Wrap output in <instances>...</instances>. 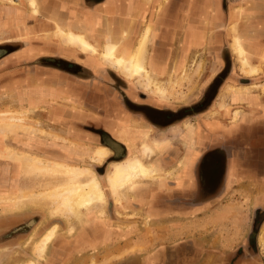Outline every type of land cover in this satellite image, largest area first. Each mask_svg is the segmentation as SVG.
Masks as SVG:
<instances>
[{
	"label": "crops",
	"instance_id": "crops-1",
	"mask_svg": "<svg viewBox=\"0 0 264 264\" xmlns=\"http://www.w3.org/2000/svg\"><path fill=\"white\" fill-rule=\"evenodd\" d=\"M37 3L34 12L40 16L34 15L41 23L53 30L61 25L82 31L97 53L68 47L59 40L62 52L44 56L52 59L47 62L49 66H22L42 54L35 44L12 49L1 58L5 69L3 97L33 110L34 114L45 109L39 117L54 127L53 133L70 142L51 140L47 148V143L37 138L19 137L16 143L19 149L36 153L45 149L76 161L85 148L99 144L97 131L109 132L125 145V150L129 153L136 150L139 155L144 131H149L148 136L153 132L173 136L171 139L177 138L181 145L159 147L161 162L156 164L159 176L137 179L120 191L118 199L105 180L106 167L105 182L101 184L105 202L98 203L102 213L93 211L83 216V222L65 234L64 244L56 243L50 248L49 264H57L56 251L65 254L64 264H88L91 258L97 264L260 261L264 252V241L261 243L264 222L260 223L264 220L261 86L264 75L256 82L252 81L255 75L246 73L250 77H245L232 42L234 35L241 37L250 50V62L264 70V0H249L247 12L245 0H37ZM245 19L257 30L255 35L245 33ZM146 28V67L161 85L184 75L185 81L192 77L191 83L193 77L197 82L199 76L200 83L207 75L200 84L202 94L225 68L226 60H230L225 78L217 84L208 106L162 124L154 117L158 111H172L169 105H160L153 97L136 92L133 85L107 83H113L117 77L124 81L127 78L99 58L105 43L114 42L116 53L127 55L135 49ZM194 60L200 61L201 71L190 67V61ZM95 96L107 100L110 108L96 103ZM184 123L192 126L190 135ZM166 151L174 159L168 157L164 162ZM222 153L225 164L220 169L217 154ZM176 157L182 161L176 163ZM9 211L8 216L13 219L31 212ZM255 220L259 221L257 230L253 229ZM39 228L36 224L25 237L35 235ZM254 230L258 233L256 242L247 245ZM79 252L81 256H77ZM28 255L38 261L31 253Z\"/></svg>",
	"mask_w": 264,
	"mask_h": 264
},
{
	"label": "rangeland",
	"instance_id": "rangeland-1",
	"mask_svg": "<svg viewBox=\"0 0 264 264\" xmlns=\"http://www.w3.org/2000/svg\"><path fill=\"white\" fill-rule=\"evenodd\" d=\"M35 5L37 8L38 7L37 6L38 5L37 0H36ZM247 9L249 10V8H247ZM35 11H37V9ZM35 13L37 14V12L33 11V8L29 4L28 0H0V48H4L7 51H11L12 49H15V48H28V47H34L36 45V46H39V48L41 49L42 54H39L36 58H34V60H31V61L26 62V63L23 62L22 66H25L27 68L32 67V66L33 67L40 66V65L41 66H49L50 64L47 62H49L52 59H49V57L44 58V56L45 55L48 56V54H50L54 51H56V53L62 52L60 49V45H61L60 41H59L60 39H58L54 35V30L51 29L48 25H46L44 22L41 23V21L39 19H37V16L38 17L40 16L39 13L37 14V16L34 15ZM33 16L36 18V21H34L35 19L32 18ZM247 28H249L248 31H247ZM245 30H246L245 33L249 34V35H255L257 33V30L253 26H252V28L245 27ZM50 39H52L53 42H51ZM27 42H28V44H27ZM241 42H242L241 43L242 48H244L243 49L244 55L248 58L249 57L248 52L250 50L248 51V49L246 47V43L244 44L243 40H241ZM232 49L239 59L238 53L236 51V46L234 44H232ZM39 51L36 53H39ZM1 58H2V56L0 57V60H2ZM262 58H264V57H262ZM248 60L250 62L249 58H248ZM190 62H191L190 64H192V65H190V67L193 66L192 68H196V67L198 68V64L200 61L194 60V61H190ZM250 64H254V63L250 62ZM1 65L2 64L0 62V113L5 112V111L11 112L10 114H13L17 117L22 118L17 123L22 124L24 126L29 125L32 128H39L42 130V132L39 133V132H36L34 130L24 129L23 128L24 126L23 127L17 126L16 128L14 127L15 128L14 130H12L9 133H5V134L0 130V194L18 193L20 190H23L24 192H29L32 190L45 189V188L53 185L56 181V177L51 176L49 174H34V173H28V172L23 171L20 167V164L13 158V156L10 155L9 151H7L8 150L7 147L13 148L15 150H22V151L28 152L31 155H35V156H38V157L46 159V160H52V159L54 160L55 159L57 161H61V162H64V163H67L70 165L90 166L96 172V174H97V176H98V178L102 184V182L104 181V179H103L104 174L98 173L95 170V168L98 169V171L102 170L103 166L105 165V162L108 160L107 158H109L111 155V150L109 149L110 150L109 156L103 162L93 163V161H91L88 158V155H89V151H91L95 146L99 145L98 143L92 144L91 145L92 147L88 150L85 148L84 153L80 154L76 161L75 160H67L65 156L60 155V154L56 155L55 153H50L48 150H45V149L41 150L39 153H36V151L31 150V149H25V150L19 149L20 146L16 145V143L18 142L17 138H19V137H26L28 140H30V139L33 140L34 138H37V139L41 140L42 142L47 143L48 146H45L47 148H49V142L51 140L57 141V143H59V142L60 143L61 142L62 143H65V142L70 143V142H69V140L67 141L65 138H63L59 134L53 133L54 127L50 123H47V121H45L44 117L43 118L39 117L40 116L39 113L41 111H46L45 109L34 114L33 110L24 109L23 107H20L19 105H17L14 101H11V100L9 101L3 97L4 93L2 91V88L4 87L3 86L4 82H3V78H2V73L5 69H4V66H1ZM229 65H230V60H226V66L224 68L225 70H223L224 71L223 75H221L220 78H218V80L213 83L214 85H217L218 81H220L221 78L222 79L225 78V71L229 68ZM255 65H257V64H255ZM258 67L261 68V66H259V65H258ZM240 68H241V63H240ZM197 70L199 72V71H201V68H198ZM259 73H261L260 75H262V76L259 77L256 74L254 77L255 79H252V81L256 82L259 79H261L264 75V70L260 69ZM246 75L247 74L245 72V77H250V76H246ZM117 78L118 79L115 80L113 83L108 82V81H107V83L112 84V85H115V84L121 85L122 87H125V85H127V84L131 85V86L133 85V88L136 90V92H139L140 94H143V95L147 94L149 97H153L154 101L159 103L160 105H164V104L169 105L171 107L169 109H171V110L180 109V107H185V106H182V104L190 103V101H192V106H195L196 105L195 103H199V105L197 107L195 106V108L197 110L198 109L201 110V109L205 108V106H208L209 98L211 97V95L215 91V88H209V91H207L206 93L204 92L205 93L204 96L200 93V84L203 83L202 81L205 78H207V75L204 78H202L200 83H199V81H200L199 76L196 78L197 82H196L195 78L193 77L194 83L190 82V79L192 80V77H190V79L188 81H185V79H184L185 75L184 76H177L172 81L170 80L168 85L165 83H162V86L166 89V95L167 96L165 95L164 98L160 99L157 96H155V94L150 89H146L145 85L142 83V81L139 78H132V79L127 78L125 80L126 82L124 80L120 79L119 77H117ZM123 79H124V77H123ZM155 80H156V78H155ZM157 82L160 83L159 81H157ZM116 88H118L120 90L119 86ZM193 89H196V91ZM140 91H143V92H140ZM117 95L119 96V94H117ZM94 98H95L94 101L96 103L104 104L107 108H110L109 102H107V100H105L101 97H97V96H95ZM193 99H195V100H193ZM198 101H201V102H198ZM193 103H194V105H193ZM195 108L192 107L191 109L190 108L186 109V111L182 110V111H179L177 113H174L173 116L169 120L165 119L164 122L167 123L168 121L174 120L175 118H180V116H182L184 114H188L189 112H193L194 110H196ZM41 113H43V112H41ZM161 116H164V113L161 114ZM2 119L5 120V118L0 117V121ZM162 123H163V121H162ZM182 127H184L183 124H182ZM185 127H187V133L190 135L192 132V129H191L192 126L189 125V123H187V124H185ZM171 137H173V136H168L165 133L161 134L158 132H153L151 135H149L147 137V141H152V139H154L155 141L158 140L157 141L158 147L159 146L161 147L163 144L164 145L166 144V146L169 145L168 147H170V148L176 147V146H181L179 144L180 141H178L177 138H174V140H172ZM177 137L179 138L180 136L177 135ZM61 138H63L64 140ZM160 138H161V140H159ZM85 146H87V145H85ZM127 152H128V150H126V153ZM134 152L135 153H133V152L129 153L126 157L132 158L135 155H138L136 150ZM150 155L151 156L153 155L154 158L157 157V155H158L157 148ZM150 155H149L148 161L151 160ZM108 166H107V168H108ZM106 172H107V169H106ZM106 174L107 173H105V180L107 181ZM107 184H108V181H107ZM108 186H109V184H108ZM97 206H100V205L95 204L94 207H97ZM9 208H10V210L13 208L12 211H15L17 214L20 211H22V213H23V211H25V209L30 210V211H34L36 209H41L38 211H40L41 216L43 217V220H42L43 223L49 221V219L51 217L58 216V218H60L62 220L63 224L59 225V226L57 224V230H56V233L54 234V236L52 237V239L54 237H56V238H54L53 240L51 239L52 240V241L50 240L51 242L49 241L50 243L47 244L48 248H46L44 250L42 256L39 257V256L34 255L33 244L36 241V239H34L35 238L34 234L33 235L31 234L30 236L24 237L23 239H21V241H18L19 244L21 243L19 246L22 249H24V252H23V250H20L21 248H18L16 251H8L7 247H5V248L0 247V264H26V262L29 259H32L28 255L30 253H31V255H34L38 259L36 264H47L45 262H47V259H49V256H51V255H49L50 254L49 250L52 247L55 239H58L62 243H65L64 242L66 239L65 234L73 232L75 225L77 223H82L83 222V216L87 215L89 213L88 212L87 214L82 215L79 219L74 220L72 222V224H73L72 229H69L67 226L66 218L60 213H53L51 211L52 204H50V203H45L44 201H40V202H31L30 201V202L23 204L22 206H19V207L12 205V204L11 205L8 204V206H7L6 203H2V204H0V221L4 217H6L5 215L7 213L10 212V211H8ZM54 223H56V222H54ZM57 233H58V235H57ZM2 240H3V238L0 236V242ZM57 242H59V241H57ZM81 255H82V253H80V252L77 254V256H81ZM59 256H61V255H59ZM64 259H65V257H63V256L61 258H59V260H61V261H63ZM88 264H97V262L93 258H91V261H89Z\"/></svg>",
	"mask_w": 264,
	"mask_h": 264
},
{
	"label": "bare ground",
	"instance_id": "bare-ground-1",
	"mask_svg": "<svg viewBox=\"0 0 264 264\" xmlns=\"http://www.w3.org/2000/svg\"><path fill=\"white\" fill-rule=\"evenodd\" d=\"M28 1L33 11H35L37 9L35 5L36 0ZM81 32L74 31L69 27L57 25L54 30V35L69 47H76L90 54H96V47L91 44L87 37ZM147 33L148 28L145 29L137 46L131 53H127V55L117 54L116 44L108 41L103 46L102 51L99 52V57L105 63L117 69L124 77L128 79L139 78L146 89H150L155 96L162 99L166 95V89L155 80L154 76L146 67L144 49ZM241 40L242 38L236 34L233 36L232 42V44L236 46L241 68L249 75H256L261 68L258 67V65L250 64L248 58L244 55V48H242ZM261 86L264 90V83ZM10 113L11 112L8 111L0 113V117L5 118V120L2 119L0 121V130L4 134L11 132L17 126H24L17 123L22 119L21 117H17ZM233 114L236 116L237 111L233 112ZM23 128L34 130L39 133L42 132L41 129L32 128L29 125H25ZM173 131H176V129H173ZM142 135L140 142L141 155L138 154L132 158L125 157L121 160H112L107 168L106 177L109 188L111 192L117 196V199L120 195V191L126 186H132L137 179L154 178L155 175H159L155 163L153 161H148L149 155L152 154L156 148L158 149L160 147H158V140L155 141L152 139V141H147L148 133L143 132ZM159 140H161V138ZM7 149L10 155L20 164L23 171L34 174H49L55 176L56 181L53 185L45 189L32 190L29 192L20 190L18 193L0 194V204L6 203L7 206L8 204H12L19 207L30 201H44L45 203H50L52 204L51 211L53 213L62 214L67 220L68 228L72 229V222L74 220L87 214L95 204L97 205L98 203L102 204L105 202V193L101 186V182L96 172L90 166L70 165L55 159L46 160L22 150H15L10 147H7ZM109 152V148L105 145L95 146L89 151L88 158L93 161V163H101L109 156ZM98 210L101 212L102 208H98ZM56 230L57 223H52L34 242L33 250L35 256L40 257L43 255L47 244L56 233ZM26 264H36V262L32 258L29 259Z\"/></svg>",
	"mask_w": 264,
	"mask_h": 264
},
{
	"label": "flooded vegetation",
	"instance_id": "flooded-vegetation-1",
	"mask_svg": "<svg viewBox=\"0 0 264 264\" xmlns=\"http://www.w3.org/2000/svg\"><path fill=\"white\" fill-rule=\"evenodd\" d=\"M248 1L249 0H245V12H247L248 11ZM247 2V3H246ZM247 19H245V23H247V26L246 27H252V23L250 22H248V21H246ZM247 30H249V28H247ZM3 49L4 48H0V54L3 52ZM6 50V49H5ZM224 52H225V50H223ZM8 51L6 50V53H7ZM6 53H4L3 55H2V57L6 54ZM263 66V65H262ZM223 70H225L224 68H223ZM221 71L219 74H217L213 79H212V81L210 82V84L207 86V88L203 91V93H202V95L204 96V94L207 92V91H209V88H215V91H214V93L211 95V97L209 98V102L208 103H210L211 101H212V99H213V97L215 96V92H216V90H217V85H214L213 83L215 82V81H217L218 80V78H220V76L221 75H223V72L224 71ZM222 79V78H221ZM221 79H220V81H218V83L219 82H221ZM242 80V78H240L239 79V81H241ZM241 82H243V80L241 81ZM217 83V84H218ZM215 86V87H214ZM205 92V93H204ZM203 100V99H202ZM198 102H201V101H198ZM129 103V102H128ZM196 105V107L199 105V103H195ZM132 105V104H131ZM193 105H194V103H193ZM182 106H185V107H180V109H174V110H172V111H169V110H167V109H165V110H161L160 112L158 111V110H156L155 112H157V115L154 117L156 120H160V122L162 123V121H163V123L162 124H164L165 122H164V120L166 119H170L172 116H173V114L174 113H177V112H179V111H186V109H188V108H192V107H194L195 108V106H192V103H187V104H182ZM188 106V107H187ZM196 109V108H195ZM199 110V109H198ZM198 110L196 109V110H194L193 112H198ZM167 111H169V112H167ZM193 112H189L188 114H184V115H182V116H180V117H185V116H187V115H191ZM164 113V116H161V114H163ZM153 118V117H152ZM153 118V119H154ZM150 120H151V118H150ZM156 126V125H155ZM158 126H160V127H162V125L161 124H159ZM149 131H144V133H148ZM143 134V133H142ZM97 136L99 137V145H105V146H107L110 150H111V155H110V157L109 158H107L108 160L105 162V165L103 166V168H102V170L101 171H98V169H96L95 168V170L98 172V173H101V174H103L102 172L104 171V169L108 166V164L112 161V160H116V159H119V158H123L125 155H128V154H125L126 153V150H125V145L122 143V142H120L119 140H117V139H115L109 132H104V131H97ZM164 145V144H163ZM165 147H166V144H165ZM156 150V149H155ZM127 153H129V152H127ZM157 153H158V155H157V157H153V155L151 156V160L150 161H154L156 164L158 163V164H160V162H161V158H159V156H160V153L161 152H159V148L157 149ZM171 158V159H174V157H172V156H167V151L165 152V155H164V162H167V158ZM149 158V157H148ZM217 158H219L218 159V163H219V168L220 169H222L223 168V165L225 164V156H224V154L222 153V155H220V154H217ZM175 162L176 163H178V162H181L182 161V159H181V157L180 158H178V157H176L175 158ZM202 164V160H201V158H200V160L198 161V164ZM155 164V165H156ZM200 164V165H201ZM159 175H155V177H158ZM128 187V186H127ZM95 206V205H94ZM94 206H92V208L90 209V211L89 212H97V213H102V211L101 212H99L98 211V208H100V207H94ZM13 209V208H12ZM11 209V210H12ZM10 210V208L8 209V211ZM38 210H41V209H36V210H34V211H31V212H29V213H27L28 215L26 216H22L21 214V217L20 218H18V219H13V218H11V216H8V214L9 213H7L5 216L6 217H4L1 221H0V236L3 238V240L0 242V247H2V248H5V247H7V250L8 251H16L18 248H21L19 245L21 244H19V242L18 241H21V239H23L24 237H25V235H26V233L30 230V229H32V228H34V226L36 225V224H39L40 225V228L38 229V230H36V234L34 235V239H36L37 240V238H39L41 235H42V233L52 224V223H54V222H56L57 224H58V226L59 225H62L63 224V222H62V220L60 219V218H58V216H54V217H51L50 219H49V221H47V222H45V223H43L42 222V220H43V217L41 216V213H40V211H38ZM19 215V216H20ZM263 215V214H262ZM85 216V215H84ZM14 220V222L13 223H11L10 221L11 220ZM259 221H257L256 222V220H255V223H254V228L253 229H255V230H257V227H256V225H257V223H258ZM264 222V220H261L260 221V223H263ZM11 223V224H10ZM43 224V225H42ZM252 231V233L249 235V237L247 238V245H250V246H252L253 244H255V242H256V239H257V237H258V233H254V232H257V231ZM260 230V229H259ZM37 232L38 233H41L40 235L39 234H37ZM57 235H58V233H57ZM56 235V236H57ZM54 238H56V237H54ZM53 238V239H54ZM52 239V240H53ZM51 240V241H52ZM50 241V242H51ZM57 241H59V242H57ZM255 241V242H254ZM264 241V239L262 238L261 239V243ZM49 242V243H50ZM56 243H58L59 245H61V244H64V243H62L60 240H58V239H55V241L53 242V245H55ZM52 245V246H53ZM62 247H64V245H62ZM46 248H48V245H47V247ZM262 249L264 250V246L262 247ZM20 250H23V252H24V249H20ZM54 253V252H53ZM236 254H238V253H236ZM50 255V254H49ZM59 255H61V256H59ZM55 258L57 259V264H64L65 263V259L63 260V261H61V260H59V258H61L62 256L63 257H65V254L64 253H61V252H57L56 251V253H55ZM50 257V256H49ZM234 257H235V259H237V257H236V255H234ZM50 259V258H49ZM49 259H47V262H45V263H47V264H49ZM228 264H229V262H227ZM256 264H264V252H263V257H262V259L260 260V261H258V262H256Z\"/></svg>",
	"mask_w": 264,
	"mask_h": 264
},
{
	"label": "water",
	"instance_id": "water-1",
	"mask_svg": "<svg viewBox=\"0 0 264 264\" xmlns=\"http://www.w3.org/2000/svg\"><path fill=\"white\" fill-rule=\"evenodd\" d=\"M4 53H6V50H5V49H3V52L0 54V57H1Z\"/></svg>",
	"mask_w": 264,
	"mask_h": 264
}]
</instances>
